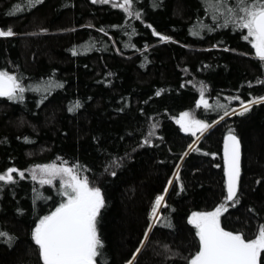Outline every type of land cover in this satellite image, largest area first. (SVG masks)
Instances as JSON below:
<instances>
[{
  "label": "trees",
  "instance_id": "1",
  "mask_svg": "<svg viewBox=\"0 0 264 264\" xmlns=\"http://www.w3.org/2000/svg\"><path fill=\"white\" fill-rule=\"evenodd\" d=\"M133 8L139 17L100 0H0V30L15 33L0 37V70L26 89L22 100L0 97V174L25 173L0 181V230L15 238L0 240V264H43L34 229L66 197L60 180L41 185L26 172L54 162L79 165L101 190L102 264H189L200 247L191 215L225 203L230 131L241 174L221 227L249 239L264 224V102L233 113L264 98V62L246 31L220 27L206 0ZM202 86L209 109L197 107ZM185 112L212 125L194 147L177 123Z\"/></svg>",
  "mask_w": 264,
  "mask_h": 264
},
{
  "label": "snow or ice",
  "instance_id": "2",
  "mask_svg": "<svg viewBox=\"0 0 264 264\" xmlns=\"http://www.w3.org/2000/svg\"><path fill=\"white\" fill-rule=\"evenodd\" d=\"M95 2L97 0H93V3ZM100 2H112L113 7H120L129 15L136 17L140 15L133 8L134 0H122L120 3L115 0H100ZM206 2L218 13L216 19L223 16V23L219 25L220 27L231 25L237 30L246 31L243 39L252 44L256 56L264 62V0H206ZM13 35L15 33L11 27L0 30V37ZM155 35L160 36L163 41L171 40L170 37L160 33H155ZM73 54H77L76 50H73ZM260 82L264 83V81ZM58 86L62 87V85ZM25 90L18 82L16 75L9 74L6 70H0V97L22 100V93ZM18 92L21 94L19 97L17 96ZM159 94L158 92L157 95ZM229 99H239V97ZM261 102H264V98L252 100L249 104L242 102L243 111L239 114L242 115L244 111H248L251 104ZM201 105L205 109L211 107L204 98L203 86L197 107L199 108ZM75 107H79V102ZM218 107L225 106L219 105ZM233 112H235L234 109ZM190 115L188 112L182 113L177 121L185 132L196 135V132L199 131L203 134V131L211 126L203 120L189 119ZM223 115H229V112L225 110ZM148 135L152 136L154 133L150 131ZM144 142L149 143L147 139ZM224 158L227 165L225 203H222L214 211L192 214L189 222L197 229L196 235L199 238L200 247L191 257L189 264H261V254L264 253V224L257 228V232L252 238L246 239L243 232L227 231L221 227L220 223L221 215L227 211L228 202L237 198L240 180V142L231 131L225 143ZM78 169L79 165L68 167L56 164L36 165L31 169L33 180L38 178L37 173L40 174L39 183L41 185H52L54 180L59 177L63 189L59 194L66 197V200L61 202L53 212L40 219L34 229L33 240L39 248L43 264H102L104 245L98 233L97 218L105 206L104 197L99 187L89 185L86 176L80 178ZM13 173H18L20 179H23L25 175L23 171L10 168L4 174H0V181L15 182ZM112 175H115V172ZM176 179L179 180L178 173ZM169 183L171 184V181ZM41 198L47 199V197ZM163 201V195L156 198L152 212L153 219H156L158 209ZM156 222L159 223V220ZM150 231L151 226L148 229V232ZM147 239L148 233L146 232L145 240ZM0 240L10 245L15 238L0 230ZM139 251L138 248L137 253Z\"/></svg>",
  "mask_w": 264,
  "mask_h": 264
},
{
  "label": "rangeland",
  "instance_id": "3",
  "mask_svg": "<svg viewBox=\"0 0 264 264\" xmlns=\"http://www.w3.org/2000/svg\"><path fill=\"white\" fill-rule=\"evenodd\" d=\"M249 104V103H248ZM241 110H243V108H242V106L241 107H239L238 109H236L235 110V112H239V111H241ZM235 112H233V113H235ZM188 113H190L191 115H190V117H189V119H192V118H195V119H197L191 112H188ZM207 123V122H206ZM209 124V123H208ZM211 125V124H210ZM212 127V125L207 129V130H205V131H203V134H201V132H199V131H197L196 132V142L192 145V147H194L195 145H196V143L199 141V139L202 137V135H204V133H206L210 128ZM52 164H56L57 166H61V165H63V166H68V167H71V166H69L68 164H66V163H64V162H54V163H52ZM33 169V168H32ZM31 178H32V173H31V169L29 170V171H27L26 172ZM25 174V173H24ZM37 176H38V178L35 180V181H39V176H40V174L39 173H37ZM80 178H83V177H80ZM56 179H58V180H60V182H61V179L59 178V177H57ZM55 179V180H56ZM65 179H67V177H65ZM54 180V181H55ZM164 202V201H163ZM163 202H162V204H163ZM215 210V209H214ZM214 210H212V211H214ZM203 212H211V211H202L201 213H203ZM195 213H197V212H195ZM158 214H159V209H158V212H157V217H158ZM157 217H156V219H157ZM191 217H192V215H191ZM191 217H190V219H191ZM220 219H221V217H220Z\"/></svg>",
  "mask_w": 264,
  "mask_h": 264
},
{
  "label": "water",
  "instance_id": "4",
  "mask_svg": "<svg viewBox=\"0 0 264 264\" xmlns=\"http://www.w3.org/2000/svg\"><path fill=\"white\" fill-rule=\"evenodd\" d=\"M154 33H158L156 30H154ZM161 34V33H160ZM161 35H163V34H161ZM163 36H165V35H163ZM156 37L157 38H160V36H157L156 35ZM161 39V38H160ZM214 126V125H213ZM232 134H234V133H232ZM229 135V134H228ZM228 135L226 136V138H225V143H226V140H227V137H228ZM235 135V134H234ZM203 136V135H202ZM236 137H237V135H235ZM238 138V137H237ZM238 140H239V142H240V139L238 138ZM225 143H224V157H225ZM240 153H241V158H240V174H241V161H242V146H241V142H240ZM225 165H226V163H225ZM226 171H227V165H226ZM227 177V176H226Z\"/></svg>",
  "mask_w": 264,
  "mask_h": 264
}]
</instances>
